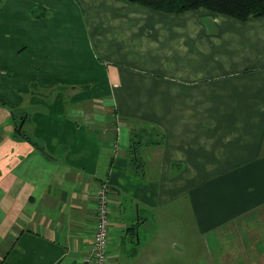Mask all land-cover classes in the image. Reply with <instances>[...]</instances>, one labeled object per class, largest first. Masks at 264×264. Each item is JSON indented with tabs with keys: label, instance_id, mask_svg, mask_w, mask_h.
Wrapping results in <instances>:
<instances>
[{
	"label": "crops",
	"instance_id": "1",
	"mask_svg": "<svg viewBox=\"0 0 264 264\" xmlns=\"http://www.w3.org/2000/svg\"><path fill=\"white\" fill-rule=\"evenodd\" d=\"M35 5L50 16H0V264H81L105 185L109 264L178 200L214 241L264 211V17ZM14 110L43 150L16 137Z\"/></svg>",
	"mask_w": 264,
	"mask_h": 264
},
{
	"label": "rangeland",
	"instance_id": "2",
	"mask_svg": "<svg viewBox=\"0 0 264 264\" xmlns=\"http://www.w3.org/2000/svg\"><path fill=\"white\" fill-rule=\"evenodd\" d=\"M37 1L3 0L0 16L23 25L21 17H33ZM173 208L176 209L169 219L163 216L154 220L157 231L146 244L133 251L130 248V252L123 247L127 256L121 258L120 264H264V211L232 223L230 229L222 230V238L219 235V240L214 241L212 233L201 237L195 232L192 209L184 199L175 202ZM248 226L255 231L254 235L248 232Z\"/></svg>",
	"mask_w": 264,
	"mask_h": 264
},
{
	"label": "trees",
	"instance_id": "3",
	"mask_svg": "<svg viewBox=\"0 0 264 264\" xmlns=\"http://www.w3.org/2000/svg\"><path fill=\"white\" fill-rule=\"evenodd\" d=\"M3 0H0L2 2ZM128 3L140 5L147 9L167 13V14H184L189 11L205 9L213 14L223 15L241 22H247L251 18L264 17V0H123ZM41 11L40 14L37 12ZM35 18L50 16L45 9H38L33 12ZM57 89H52L55 92ZM45 91L43 90L42 93ZM0 106H6V103L0 99ZM24 119V118H23ZM16 137L26 140L38 149L43 150L40 144L25 134L22 126V119L16 122ZM137 143V144H136ZM141 143L133 141L131 144L130 155L134 159H139L138 148ZM137 145V146H136ZM135 161V160H134ZM140 162V161H135ZM139 168V167H138Z\"/></svg>",
	"mask_w": 264,
	"mask_h": 264
},
{
	"label": "built area",
	"instance_id": "4",
	"mask_svg": "<svg viewBox=\"0 0 264 264\" xmlns=\"http://www.w3.org/2000/svg\"><path fill=\"white\" fill-rule=\"evenodd\" d=\"M111 214L109 192L105 185L98 192L93 245L81 264H109Z\"/></svg>",
	"mask_w": 264,
	"mask_h": 264
},
{
	"label": "flooded vegetation",
	"instance_id": "5",
	"mask_svg": "<svg viewBox=\"0 0 264 264\" xmlns=\"http://www.w3.org/2000/svg\"><path fill=\"white\" fill-rule=\"evenodd\" d=\"M38 9H44L43 7H38V8H36V9H34L33 11H32V16H33V12L35 11V10H38ZM46 10V9H45ZM40 12L41 11H38L37 13L38 14H40ZM34 17V16H33ZM44 18V17H43ZM46 18V17H45ZM2 71V70H1ZM3 71H5V70H3ZM57 89V88H56ZM45 92H52V89H45L44 90ZM58 92V89L55 91V93H57ZM54 93V92H53ZM13 114V118H14V115H15V111L12 113ZM22 118L21 117H19V119H17V121H20ZM16 120V119H15ZM23 121V120H22Z\"/></svg>",
	"mask_w": 264,
	"mask_h": 264
}]
</instances>
